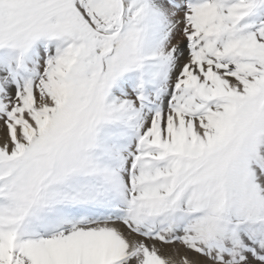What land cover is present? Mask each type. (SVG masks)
<instances>
[{
	"label": "snow or ice",
	"instance_id": "6c2138e0",
	"mask_svg": "<svg viewBox=\"0 0 264 264\" xmlns=\"http://www.w3.org/2000/svg\"><path fill=\"white\" fill-rule=\"evenodd\" d=\"M0 264H264V0H0Z\"/></svg>",
	"mask_w": 264,
	"mask_h": 264
}]
</instances>
